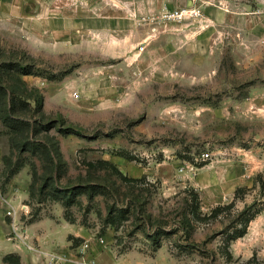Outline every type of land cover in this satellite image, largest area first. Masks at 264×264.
I'll return each instance as SVG.
<instances>
[{
	"label": "rangeland",
	"instance_id": "374dc122",
	"mask_svg": "<svg viewBox=\"0 0 264 264\" xmlns=\"http://www.w3.org/2000/svg\"><path fill=\"white\" fill-rule=\"evenodd\" d=\"M14 103L0 264H264V0H0Z\"/></svg>",
	"mask_w": 264,
	"mask_h": 264
},
{
	"label": "trees",
	"instance_id": "16d2710c",
	"mask_svg": "<svg viewBox=\"0 0 264 264\" xmlns=\"http://www.w3.org/2000/svg\"><path fill=\"white\" fill-rule=\"evenodd\" d=\"M10 97V96H9ZM12 101H14L12 99ZM16 104H12V106L9 104L7 105L6 109H5V113L2 111L0 113V118L3 120V122L8 125L11 126V124H13L14 121H20L22 124H25L26 121L23 120V118L21 117V115H16ZM198 211V204H194L191 206V208L189 209L188 213H191L193 215L196 214V212ZM251 220V217H248L245 219V227L244 229L236 234H234L231 238L230 241H232L233 239H236L240 236H242L245 231H246V227L249 224V221ZM11 257H14V259H12ZM6 261H9L11 264H20L21 263V257L18 254H14V253H8L6 256Z\"/></svg>",
	"mask_w": 264,
	"mask_h": 264
},
{
	"label": "built area",
	"instance_id": "2783aa9c",
	"mask_svg": "<svg viewBox=\"0 0 264 264\" xmlns=\"http://www.w3.org/2000/svg\"><path fill=\"white\" fill-rule=\"evenodd\" d=\"M193 12H195V10L192 9L191 7H185L182 9L173 10L169 12L168 15L171 17L181 18V17H185L186 15H190Z\"/></svg>",
	"mask_w": 264,
	"mask_h": 264
},
{
	"label": "crops",
	"instance_id": "0c3cea01",
	"mask_svg": "<svg viewBox=\"0 0 264 264\" xmlns=\"http://www.w3.org/2000/svg\"><path fill=\"white\" fill-rule=\"evenodd\" d=\"M22 254V253H21ZM23 256V255H22ZM23 258H24V256H23Z\"/></svg>",
	"mask_w": 264,
	"mask_h": 264
}]
</instances>
